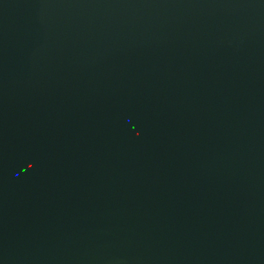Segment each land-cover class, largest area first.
<instances>
[{
    "label": "water",
    "instance_id": "95a60500",
    "mask_svg": "<svg viewBox=\"0 0 264 264\" xmlns=\"http://www.w3.org/2000/svg\"><path fill=\"white\" fill-rule=\"evenodd\" d=\"M0 264H264V0H0Z\"/></svg>",
    "mask_w": 264,
    "mask_h": 264
}]
</instances>
